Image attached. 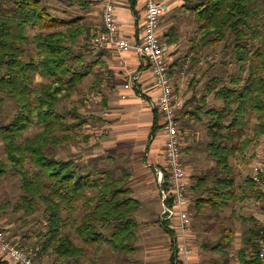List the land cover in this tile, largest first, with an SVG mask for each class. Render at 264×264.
Masks as SVG:
<instances>
[{"label":"trees","instance_id":"1","mask_svg":"<svg viewBox=\"0 0 264 264\" xmlns=\"http://www.w3.org/2000/svg\"><path fill=\"white\" fill-rule=\"evenodd\" d=\"M187 8L199 24L198 44L220 45L230 32L237 61L247 71L229 82L213 79L222 83L216 96L224 105L208 110L212 115L209 146L222 176L208 190L210 202L219 209L239 198L232 158L264 135V0H197ZM61 24L64 29L57 28ZM177 30L171 27L170 42L178 40ZM86 31L78 19L55 17L44 0H0V91L18 105L12 120L0 124L7 155L5 159L0 150V180L10 168L20 177L24 194L18 209L34 215L40 201L46 205L49 230L40 244L43 263L47 254H54L53 264H74L93 244L130 253L140 226L135 215L142 204L133 196L127 174L117 178L104 169L86 171L73 158L58 160L50 154L51 147L70 138L69 116L57 106L85 76L71 63V51ZM39 75L49 80L38 81ZM253 117L254 134L247 137ZM36 124L42 129L30 135ZM252 180L248 181L260 192ZM106 226L112 227L110 235L103 230ZM262 231L263 226L252 228L247 244L256 251L247 258L248 248H241L243 264H264L259 255ZM77 236L83 244L76 242ZM6 261L0 258V264Z\"/></svg>","mask_w":264,"mask_h":264},{"label":"crops","instance_id":"2","mask_svg":"<svg viewBox=\"0 0 264 264\" xmlns=\"http://www.w3.org/2000/svg\"><path fill=\"white\" fill-rule=\"evenodd\" d=\"M57 1L81 10L68 13L64 8H59L52 11L50 5V12L55 17L67 21L78 19L87 29L73 44L71 51V63L85 76L80 85L58 104V106L63 104L60 106L61 110L69 116L68 127L71 129L68 131L82 128L88 134L89 140L91 139V145L93 144L92 154L85 162L90 159H100L102 162L105 160L112 163L116 172L121 175L116 177H124L127 174L133 196L142 204L135 215L140 226L134 251L130 253L123 251L124 253L113 261L115 253L120 255L122 250L116 252L109 246L99 247L93 244L88 246L87 253L81 260L75 261L74 264H87V259L90 260V264H174L173 256L177 255L178 235L171 228V232H168L166 223L161 219L162 196L157 171L166 170L165 149L168 133L164 127L163 116L156 108L160 92L155 87L150 62L134 50L120 55L113 49H106L98 55L94 54L90 41L103 29L104 0ZM182 3L184 8L190 11L183 0H171L167 13L162 17L160 32L168 62L172 67L171 76L175 92L185 105L178 116L183 141V161L191 183L189 196L191 197L189 211L193 217L191 243L196 253L190 257V262L243 264L245 255L243 256L241 248H248L247 258L254 254L256 249L254 245H248L247 240L252 228H262L264 222L262 197L259 190L248 181L254 162L251 163L249 149L232 158L239 198L215 209L210 202L208 189L222 174L209 146L211 139L208 127L212 115L208 110L223 107V99L216 96V90L222 85L217 87L213 82L215 77L210 78L208 83L203 78L197 81L193 77L192 88L184 81L188 66L183 62L185 58H182V54L176 55L180 47L179 42L166 41L174 35L171 34V27L176 25L177 17L165 21L169 13L177 11V7ZM146 9V0H117L115 10L121 35L132 42L141 40ZM57 28L64 29L65 26L61 24ZM172 51L173 54L170 55ZM213 84L215 90H212ZM210 95H214L212 100ZM93 96H98L99 100L97 102L86 100ZM70 98L72 103L67 109L64 101ZM58 109L60 110L59 107ZM96 128H104L105 131L103 134H97ZM255 154L256 151L252 152L253 156ZM92 164L95 167L87 168L95 171L97 163L92 161ZM245 166L250 167L246 174L243 171ZM104 170L113 171L111 168ZM0 224L13 228V223L5 224L3 219H0ZM110 228L112 230L111 226ZM23 233L11 234V237L19 242L27 241V233ZM256 234L257 232L253 233ZM256 241L257 239H254V242ZM78 243L83 244L82 241ZM1 264L14 263L8 259ZM59 264L63 263L59 261Z\"/></svg>","mask_w":264,"mask_h":264},{"label":"built area","instance_id":"3","mask_svg":"<svg viewBox=\"0 0 264 264\" xmlns=\"http://www.w3.org/2000/svg\"><path fill=\"white\" fill-rule=\"evenodd\" d=\"M171 0H146L145 24L141 40L132 42L121 35L116 16L117 0H104L103 29L90 41L94 54L113 49L120 55L136 51L150 62L155 78V87L159 90L156 108L162 114L164 127L168 133L166 139V170H157L161 186V219L178 235L176 264H191L190 257L196 253L191 243L193 217L189 211L191 203V183L183 161V141L180 131L179 109L184 103L177 97L171 76V65L166 55V47L161 39L162 17L167 13ZM87 101H98V96L89 97ZM104 128H96L98 134ZM261 192L264 206V155L254 162L251 172ZM9 236L0 224V258L9 259L14 264H45L41 261L40 245L27 246ZM259 255L264 261V222Z\"/></svg>","mask_w":264,"mask_h":264},{"label":"rangeland","instance_id":"4","mask_svg":"<svg viewBox=\"0 0 264 264\" xmlns=\"http://www.w3.org/2000/svg\"><path fill=\"white\" fill-rule=\"evenodd\" d=\"M185 6H191V4H194L197 2V0H183ZM45 2L48 3L49 7H51L52 11H55L59 8L65 9L68 13L69 11H79L75 9L72 5H69L71 7H68L65 3H58L57 0H45ZM51 5V6H50ZM59 6V7H58ZM77 6V4H76ZM58 7V8H57ZM192 11V10H191ZM191 11L186 10L184 8L183 3L177 7V11L173 13H169L168 17H166L165 21L171 20L173 17H177V22L175 27L177 26V32L176 36L178 37L177 43L179 42V49L177 50V54H182V58H185L184 63L188 66V72L186 73V77L184 81L191 86V83L194 81L192 80L193 77L197 81L200 79H204L206 83L209 82L210 78L218 77V78H224L227 82H229V79L233 76L237 75H247V71L241 70V64L239 61H237L234 46L233 45V39L234 36L228 32L229 39L221 43L220 45L214 46L211 44H204L200 43L198 44V39L200 36L199 31V24ZM60 12V11H59ZM82 12V11H81ZM185 12V14H184ZM35 30H31V34L33 35ZM168 43H171L168 39L166 40ZM30 48V47H29ZM33 50L32 48H30ZM30 50V52H32ZM176 52V51H174ZM173 54L170 53V55ZM171 65V64H170ZM172 72V67H171ZM38 81L47 82V78L43 77L41 75L37 78ZM217 87H219L222 84H217ZM192 88V86H191ZM210 100L213 99L214 95H210ZM184 100V99H183ZM88 102H95V100H91ZM97 102V101H96ZM70 103H72V99H66L64 101V104L66 105L67 109L70 107ZM85 103V102H84ZM60 106H63L61 104ZM60 112H62L61 107ZM185 105L179 109L183 110ZM72 108V106H71ZM18 111V105L16 101L13 99V97L5 94L3 91H0V124L8 123L12 120L15 113ZM67 111V110H63ZM256 122V117H253L249 121V125L247 126L246 135L252 136L254 134V124ZM42 129L40 124L34 125L30 130V135L35 134L36 132L40 131ZM69 132V131H68ZM70 138L64 141L62 145H56L51 147L50 154L54 157L59 159H75L76 163L82 167V169H90L87 168L88 166L95 167L92 164V161H95L97 163V169H107L111 168L113 169V175L114 176H121L118 174L115 170V167L112 163L108 161H100L99 160H89L85 162L86 159L90 158V155L92 154L93 150V144L91 145V139L89 140L88 134L85 133L82 128L80 129H74L71 132H69ZM88 139V140H87ZM258 143L252 144L248 147L249 149V157L252 158V162H256L260 156L264 155V135L260 136V138L257 139ZM0 150L2 156L7 159V155L4 152V143L0 138ZM256 151V154L253 156L252 152ZM253 156V157H252ZM85 162V163H84ZM250 166V165H249ZM245 166L243 167V171L248 173L250 167ZM92 169H90L91 171ZM126 177V176H124ZM124 177H117V178H124ZM130 186V183H128ZM131 187V186H130ZM132 188V187H131ZM24 194V191L21 187V179L20 177L14 172L13 168H10L8 173L0 180V219H3L9 224L13 223V228L11 227H5L6 230H12L7 231L9 236L17 235V233L24 234L23 232L27 233L28 240L24 241L22 240V243H25L24 245L32 246V245H40L42 244L41 240H44L46 237L42 236L43 233H46L49 229V226L47 225L46 218H45V207L46 205L43 202H39L38 209L34 213V215H30L26 213L23 209H18L16 207L17 203L21 201V197ZM161 211V210H160ZM79 212H82L81 209H79ZM12 226V225H10ZM110 226H106L104 228V231L107 235H110L112 230ZM110 232V234H109ZM12 234V235H11ZM78 242H81V239L79 236H77L76 239ZM21 243V244H22ZM41 246V245H40ZM42 248V246H41ZM111 251V250H110ZM124 252L121 251L120 255H117L115 253V257L113 258V261H115L118 257L121 256ZM113 254V253H112ZM55 255L54 254H47L46 260L44 261L45 264H53L52 261L54 260ZM86 260V259H85ZM84 260V261H85ZM87 264H90V260H86Z\"/></svg>","mask_w":264,"mask_h":264}]
</instances>
